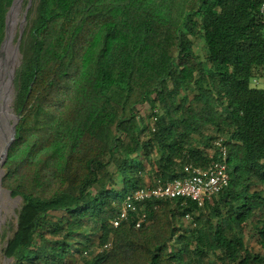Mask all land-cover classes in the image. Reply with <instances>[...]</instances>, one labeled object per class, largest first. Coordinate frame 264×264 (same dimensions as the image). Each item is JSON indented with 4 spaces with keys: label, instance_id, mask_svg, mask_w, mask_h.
Masks as SVG:
<instances>
[{
    "label": "trees",
    "instance_id": "1",
    "mask_svg": "<svg viewBox=\"0 0 264 264\" xmlns=\"http://www.w3.org/2000/svg\"><path fill=\"white\" fill-rule=\"evenodd\" d=\"M12 1L0 0V44ZM259 6L260 0L31 5L17 49L16 110L11 96L7 103L6 124L18 117L16 135L1 177V188L21 201L3 249L11 264H264ZM3 116L0 104L5 128ZM218 138L227 151L223 191L201 206L148 201L139 228L135 214L111 226L136 189L182 178L186 164L219 161Z\"/></svg>",
    "mask_w": 264,
    "mask_h": 264
},
{
    "label": "built area",
    "instance_id": "2",
    "mask_svg": "<svg viewBox=\"0 0 264 264\" xmlns=\"http://www.w3.org/2000/svg\"><path fill=\"white\" fill-rule=\"evenodd\" d=\"M259 19L264 24V0H260ZM157 117H153L156 122ZM213 146L219 150L220 160L211 163L208 167L193 166L186 164L183 167L182 178L160 181L154 184L136 189L128 194L119 207L118 215L110 221L113 228H117L122 222L127 221L130 214L139 215L136 227L139 228L146 215V203L148 201L181 199L183 204L186 201L201 206L206 200L223 191L229 183L226 167V147L223 139L218 138L213 141ZM190 219L188 215L185 220ZM110 243L103 246L102 250L108 249ZM101 250V251H102Z\"/></svg>",
    "mask_w": 264,
    "mask_h": 264
},
{
    "label": "rangeland",
    "instance_id": "3",
    "mask_svg": "<svg viewBox=\"0 0 264 264\" xmlns=\"http://www.w3.org/2000/svg\"><path fill=\"white\" fill-rule=\"evenodd\" d=\"M28 0H23L20 2L18 9L15 12L13 21H12V32H11V48L9 53L7 54L5 60L4 69V90L3 95L0 98L1 108L4 109L3 123L6 127L12 126L14 123V119L10 120L8 125L6 124V120L9 119L11 115L7 113L8 106V97L11 96L10 108L12 110H16L18 104V98L14 91V84L16 78V72L19 67L20 58L17 56V51L14 50L19 46V42L22 37H26L27 35V22L25 23L24 29H20V24L22 22L23 12L25 10L26 4ZM36 0H32V5ZM10 9V8H9ZM25 48L27 49L26 41ZM195 52L197 54H203L201 43L196 44ZM16 95V96H15ZM5 135L8 136L9 131L7 129H3ZM2 189V188H1ZM3 190V189H2ZM4 191V190H3ZM21 206L20 199H12L5 191L3 193V200L0 202V264H11V261H6L3 257V249L5 247L6 241L11 237V224L14 223L16 219L17 211ZM187 222H190L188 219Z\"/></svg>",
    "mask_w": 264,
    "mask_h": 264
},
{
    "label": "water",
    "instance_id": "4",
    "mask_svg": "<svg viewBox=\"0 0 264 264\" xmlns=\"http://www.w3.org/2000/svg\"><path fill=\"white\" fill-rule=\"evenodd\" d=\"M17 0H13L12 3H11V6H10V9L8 10L7 14H6V17H5V35H4V39L3 41L1 42L0 44V53L3 52V49H4V45L7 41V38H8V21H9V15L11 13V10L13 9L14 7V4ZM23 0H19V2H22ZM32 5V0H28L27 1V4H26V7H25V10L23 12V16H22V22L20 24V29L23 30L24 29V26H25V21H26V16H27V13H28V10L29 8L31 7ZM15 52L17 51V48L14 50ZM3 124L0 122V175L2 177L3 175V166H4V163L6 161V158H7V152L11 146V144L13 143V141L15 140V135H16V131H15V123H13V126L9 127L7 130L9 131V134L8 136L5 135V132L3 131ZM1 177H0V187H1ZM8 195L9 193L7 191H5ZM10 196V195H9ZM9 240V239H8ZM8 240L6 241L5 243V247L7 246V242ZM3 257L6 261H11V259H7L4 254H3Z\"/></svg>",
    "mask_w": 264,
    "mask_h": 264
},
{
    "label": "bare ground",
    "instance_id": "5",
    "mask_svg": "<svg viewBox=\"0 0 264 264\" xmlns=\"http://www.w3.org/2000/svg\"><path fill=\"white\" fill-rule=\"evenodd\" d=\"M19 0H17L14 4V7L13 9L11 10V13L9 15V21H8V38H7V41L4 45V49H3V52L0 53V90H1V87H2V83L4 81V69H3V66L5 65V58L7 56V54L9 53L10 51V48H11V32H12V21H13V18H14V15H15V12L16 10L18 9L19 7ZM5 83V81H4ZM4 90V86L2 87V92ZM0 122H1V118H0ZM17 122H18V117H15L14 118V123H15V128H16V125H17ZM9 126V125H8ZM13 126V125H12ZM11 127V126H9ZM9 127H5V129L9 128ZM1 148V147H0ZM1 177V175H0ZM1 187H0V199H1ZM3 191V190H2ZM4 192V191H3Z\"/></svg>",
    "mask_w": 264,
    "mask_h": 264
}]
</instances>
